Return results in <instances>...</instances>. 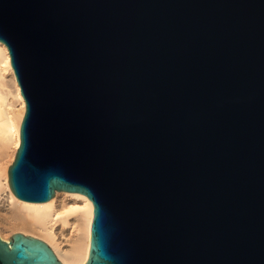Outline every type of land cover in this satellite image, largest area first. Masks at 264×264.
<instances>
[{
    "label": "water",
    "instance_id": "obj_1",
    "mask_svg": "<svg viewBox=\"0 0 264 264\" xmlns=\"http://www.w3.org/2000/svg\"><path fill=\"white\" fill-rule=\"evenodd\" d=\"M24 99L19 199L85 194L84 264H264V0H0ZM0 264H61L39 236Z\"/></svg>",
    "mask_w": 264,
    "mask_h": 264
},
{
    "label": "bare ground",
    "instance_id": "obj_2",
    "mask_svg": "<svg viewBox=\"0 0 264 264\" xmlns=\"http://www.w3.org/2000/svg\"><path fill=\"white\" fill-rule=\"evenodd\" d=\"M5 73L11 76L12 97L19 102L18 108L10 102L11 93L3 87ZM23 115L24 99L7 47L0 41V196L5 193V204L0 205V237L4 241L9 240L1 230V227H7L8 216L12 221L13 234L20 232L39 236L58 256L61 264H84L93 217L90 199L83 193L55 190L48 201H27L16 197L8 186V165L20 142Z\"/></svg>",
    "mask_w": 264,
    "mask_h": 264
},
{
    "label": "rangeland",
    "instance_id": "obj_3",
    "mask_svg": "<svg viewBox=\"0 0 264 264\" xmlns=\"http://www.w3.org/2000/svg\"><path fill=\"white\" fill-rule=\"evenodd\" d=\"M2 84H3V87L8 91L10 92L11 94L9 95L10 97V102L13 104V106L15 108H18L20 106L19 102L16 100L15 97H12V95L14 94V87H13V84H12V81H11V76L8 74V73H5L4 75V78L2 79ZM12 152V150L9 151V154ZM15 156V155H14ZM14 159V157H13ZM13 159L12 161H10L9 165L13 162ZM8 165V167H9ZM8 171V170H7ZM5 193L3 192L0 196V205L5 204ZM7 220L9 221L5 226L7 227H1V230L2 232L8 237V239L11 238V236L13 235V225L11 224V220L10 218L7 216L6 217ZM3 228V229H2Z\"/></svg>",
    "mask_w": 264,
    "mask_h": 264
}]
</instances>
